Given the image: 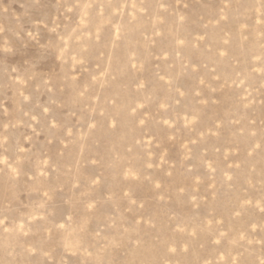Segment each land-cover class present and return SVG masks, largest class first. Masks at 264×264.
Masks as SVG:
<instances>
[{"label": "rangeland", "instance_id": "374dc122", "mask_svg": "<svg viewBox=\"0 0 264 264\" xmlns=\"http://www.w3.org/2000/svg\"><path fill=\"white\" fill-rule=\"evenodd\" d=\"M0 264H264V0H0Z\"/></svg>", "mask_w": 264, "mask_h": 264}]
</instances>
